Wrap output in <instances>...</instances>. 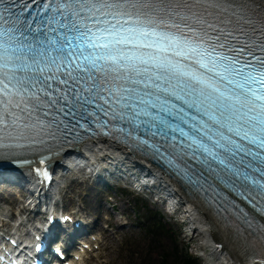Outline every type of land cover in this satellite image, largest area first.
<instances>
[{
  "label": "snow or ice",
  "instance_id": "6c2138e0",
  "mask_svg": "<svg viewBox=\"0 0 264 264\" xmlns=\"http://www.w3.org/2000/svg\"><path fill=\"white\" fill-rule=\"evenodd\" d=\"M81 134L149 158L264 264V0H0V166Z\"/></svg>",
  "mask_w": 264,
  "mask_h": 264
},
{
  "label": "rangeland",
  "instance_id": "374dc122",
  "mask_svg": "<svg viewBox=\"0 0 264 264\" xmlns=\"http://www.w3.org/2000/svg\"><path fill=\"white\" fill-rule=\"evenodd\" d=\"M105 181L111 187L86 183L80 173L60 181L64 186L59 193L61 210H76L78 216L94 222L90 230L94 242L82 264H162L163 258L166 264H180L183 257L193 264H211L208 258H200L201 239L180 224L181 213L171 219L160 204L144 198L143 193L138 197L123 192V180L113 176ZM19 195L17 189L8 193L0 188V206L13 210ZM155 222L161 231H156L153 239L147 229L150 231Z\"/></svg>",
  "mask_w": 264,
  "mask_h": 264
},
{
  "label": "bare ground",
  "instance_id": "6f19581e",
  "mask_svg": "<svg viewBox=\"0 0 264 264\" xmlns=\"http://www.w3.org/2000/svg\"><path fill=\"white\" fill-rule=\"evenodd\" d=\"M83 149L86 153L104 156L102 158L110 160L112 164H116L117 166L122 164V159L126 160L125 152L114 148L106 142H88L82 146V150ZM128 164L131 165L129 168L134 170V165L130 162ZM148 173L151 178L156 180V187L165 188L168 192L173 193V200L175 197L177 201H181L179 196L181 193L178 194L177 191L173 189L174 186L169 184L168 180L153 169H149ZM98 174L99 173L96 172L95 179L97 183L100 184L103 177L97 176ZM87 181L90 182L86 179L85 182L87 183ZM1 188L8 193L15 190V186L12 184L1 186ZM5 199L8 198L5 197ZM185 205L186 207H184ZM182 207L183 208H177H180L182 211L180 213L185 215V221L189 231H191V235H197L201 239V249H199V252H202L201 259L202 257L203 260L208 258L211 264H242V242L238 240L237 237H234L231 231L222 228L208 212L202 211L201 207H198L196 203H189L188 205L183 203ZM21 211L23 212L25 210L21 207ZM193 237L194 236L191 238ZM214 244L220 246L218 251H215V248H213L212 245Z\"/></svg>",
  "mask_w": 264,
  "mask_h": 264
},
{
  "label": "trees",
  "instance_id": "16d2710c",
  "mask_svg": "<svg viewBox=\"0 0 264 264\" xmlns=\"http://www.w3.org/2000/svg\"><path fill=\"white\" fill-rule=\"evenodd\" d=\"M156 228V229H155ZM160 232L161 231V225H159V223L158 222H155L154 223V225H153V227L152 228H150V231L147 229V232H148V234H150L151 236V238H155V237H152V236H155V232ZM179 263L180 264H193V261L192 260H187V259H184V257H183V259H181L180 261H179ZM162 264H166V260H164V258H163V260H162Z\"/></svg>",
  "mask_w": 264,
  "mask_h": 264
}]
</instances>
